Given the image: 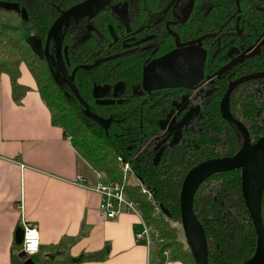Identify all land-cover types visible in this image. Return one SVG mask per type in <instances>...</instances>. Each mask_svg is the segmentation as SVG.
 <instances>
[{
	"label": "trees",
	"instance_id": "obj_1",
	"mask_svg": "<svg viewBox=\"0 0 264 264\" xmlns=\"http://www.w3.org/2000/svg\"><path fill=\"white\" fill-rule=\"evenodd\" d=\"M0 1L24 10L30 36L41 46L37 53L0 30V74L9 80L12 101L18 102L27 91L17 83L19 66L23 64L50 112L51 125L61 130L64 139L68 138L75 155L108 181H120V158L151 193L153 202L138 186H125L126 198L157 232L160 242L154 245V254L159 263L194 264L186 243L178 240V229L163 216H156L155 208L179 222V194L185 174L201 162L238 153L243 145L235 125L241 127L249 145L264 135V0H240L238 12L235 0H193L187 18L168 25L181 43L214 34L198 43L204 53L202 81L254 45L250 53L212 79L213 88L202 101L199 114L171 145L158 142L161 124L190 90L159 88L147 96L135 93V89L141 85L143 68L174 49L164 25L174 22L171 8L175 0H116L127 4L128 31L106 11L64 22L60 57L65 74L87 110L98 119L110 121L106 128L87 116L67 87L54 56L55 38L49 34L63 12L84 0ZM147 37L150 39L137 45L138 50L123 47L131 38L140 41ZM119 83L122 90L117 97L109 95L99 100L93 94L96 88L112 90ZM181 111L175 115L177 119L182 117ZM172 130L167 127V140ZM263 204L264 181L259 196L262 224ZM192 214L204 233L207 264H243L252 258L257 232L243 199L239 168L203 180L193 196ZM107 254L105 245L76 261H101ZM66 261L41 259L33 264ZM11 264H19L14 256Z\"/></svg>",
	"mask_w": 264,
	"mask_h": 264
},
{
	"label": "crops",
	"instance_id": "obj_2",
	"mask_svg": "<svg viewBox=\"0 0 264 264\" xmlns=\"http://www.w3.org/2000/svg\"><path fill=\"white\" fill-rule=\"evenodd\" d=\"M17 83L27 91L15 103L7 76L0 74V264H11L12 256L17 260L20 251H15L13 238L21 222L37 230L36 261L53 256L66 259L65 264H160L154 247L135 241L141 230L138 216L123 213L104 219L97 211L99 196L72 183L76 176L87 187L96 180L61 130L51 125L50 112L23 64ZM263 181L253 202L256 208ZM261 215L264 224V204ZM105 245L103 260L76 261Z\"/></svg>",
	"mask_w": 264,
	"mask_h": 264
},
{
	"label": "water",
	"instance_id": "obj_3",
	"mask_svg": "<svg viewBox=\"0 0 264 264\" xmlns=\"http://www.w3.org/2000/svg\"><path fill=\"white\" fill-rule=\"evenodd\" d=\"M111 1L112 0H86L76 6H73L67 11L63 12L49 30L50 34L55 38L54 56L56 59V63L60 68L64 82L72 92L73 96L79 102V104L85 109L87 116L93 122L97 123L99 126L104 128H106L109 125L110 121L98 119L87 110V107L82 102L81 98L73 88L71 79L66 76L60 57V44H61V31L64 22L69 21L72 17L83 16L84 14H86L87 16H93L96 14L95 12L108 6L111 3ZM189 9H190V5L187 8V11H189ZM68 18L70 19L67 20ZM185 18L186 16L184 17V19ZM173 38H174V46L176 49L184 46L195 45L196 43H199L203 39V38H199L191 42L180 43L176 36H173ZM168 128L172 129V126L170 125L168 126ZM262 157H264V135H262L254 143L250 145L248 144V140H247L246 143L241 148V150L232 157L216 158L201 162L196 166H194L193 168H191L185 174L181 183L180 194H179V210H180L179 223L186 246L191 254L194 264H207V251H206V241H205L204 233L192 214L193 196L198 186L207 177L215 173L233 168L240 169L243 199L249 211L250 218L256 229L257 239H258V243L254 255L250 260H248L243 264H264V227L259 214V201H258V207L256 208L248 192L249 190L247 189V184H246L247 180L245 177V170H244L247 165L252 164L253 162H255L256 160ZM21 237H22V229L20 227H17L15 229L14 238H13V242L16 246H19L21 242ZM260 243H262L261 244L262 248L260 252H258ZM16 258L21 264H33V262L30 259H27L22 252H19ZM52 258L53 256L50 257V259Z\"/></svg>",
	"mask_w": 264,
	"mask_h": 264
},
{
	"label": "rangeland",
	"instance_id": "obj_4",
	"mask_svg": "<svg viewBox=\"0 0 264 264\" xmlns=\"http://www.w3.org/2000/svg\"><path fill=\"white\" fill-rule=\"evenodd\" d=\"M187 8L188 5L183 0L178 12L181 19H184L186 16ZM69 19L70 18L67 20ZM0 30H4L9 36L18 39L24 46L30 47L37 53L41 52V46L33 41L30 36L24 10L18 8L16 5L0 1ZM201 67L202 51L196 44L175 49L169 55L151 62L144 69L142 86L139 90L141 92L157 88H188L201 79ZM212 88V85H203L196 91L191 92L187 97L185 96L186 98H183V101L161 124V136L158 138L159 144L167 142V145H171L179 140V132L196 118L199 114L202 101L206 98ZM121 89L122 87L119 83L114 86L112 90L109 87L96 88V92L94 93L93 91V94L99 100H103L105 98L104 95L107 94L117 97L121 94ZM182 108L184 109L181 111ZM180 111L182 117L177 119L175 115ZM223 111L225 112V102H223ZM170 125L173 130L171 137L167 140L165 137L166 129ZM234 127L239 142L244 145L247 141L244 132L240 126L235 125ZM155 214L156 216H163L170 226L177 228L179 231L178 240L185 244L180 223L173 221L168 213L166 214L160 209L155 210ZM14 249L17 253L20 251L19 246H15ZM30 260L36 262L34 256H31Z\"/></svg>",
	"mask_w": 264,
	"mask_h": 264
},
{
	"label": "built area",
	"instance_id": "obj_5",
	"mask_svg": "<svg viewBox=\"0 0 264 264\" xmlns=\"http://www.w3.org/2000/svg\"><path fill=\"white\" fill-rule=\"evenodd\" d=\"M117 161L121 171L120 181H108L102 173L93 172L96 180L93 186L87 187L81 176H76L72 183L76 186L88 189L99 196L97 211L104 219H114L123 213L138 216L140 219L141 230L135 235V241L142 243L146 248L154 247L155 244L160 242L157 232L141 219L136 205L126 198L125 186H138L140 192L145 194L149 201L153 202L151 193L132 175L127 162H124L120 158H118ZM155 210H157V208H155ZM20 228L22 229V237L19 249L27 259H30L31 256L38 252V233L36 228L29 226L24 222H21ZM167 254V252H164L163 255L167 256Z\"/></svg>",
	"mask_w": 264,
	"mask_h": 264
},
{
	"label": "flooded vegetation",
	"instance_id": "obj_6",
	"mask_svg": "<svg viewBox=\"0 0 264 264\" xmlns=\"http://www.w3.org/2000/svg\"><path fill=\"white\" fill-rule=\"evenodd\" d=\"M84 1H86V0H84ZM83 1V2H84ZM183 0H175V2H174V4H173V6H172V8H171V13H172V15H173V18H174V22H169V23H166L165 25H164V28H165V32H166V34L169 36V37H171V39H172V44H173V46H174V38H173V36H176L177 37V35H175L173 32H171L169 29H168V25L170 24V23H179V22H181V21H184L186 18H187V16H188V11L186 12V18L185 19H181L180 18V16H179V9H180V6H181V2H182ZM186 3H187V5H188V7H189V5H190V8L192 7V4H193V0H184ZM239 1L240 0H235V5H236V12H238V3H239ZM177 8V9H176ZM190 10V9H189ZM109 12V13H111V14H113L115 17H116V19L118 20V22H119V24L125 29V31H128L129 30V16H128V11H127V4L126 3H120V2H117L116 0H112L111 1V3L108 5V6H106L105 8H103V9H101V10H98L97 12H95L96 14L95 15H99V14H101V13H103V12ZM107 30H108V32H109V34L112 36V38L113 39H115V35H114V33H113V30L111 29V27H108L107 28ZM214 36V34H209V35H205V36H203V37H200V38H203L202 40H204L205 38H207V37H213ZM178 38V37H177ZM147 39H150V37H147V38H145V39H143V40H140V41H135L133 38H131V39H129L127 42H125L124 44H123V47H128V48H132V46L134 47V49H136V50H138L139 49V47H137V45L140 43V42H142V41H144V40H147ZM199 39V38H198ZM179 40V39H178ZM197 40V39H196ZM201 40V41H202ZM194 41V40H193ZM200 41V42H201ZM258 41V40H257ZM256 41V42H257ZM180 42V41H179ZM191 42V41H190ZM255 42V43H256ZM181 43V42H180ZM196 45L198 46V43H196ZM254 46V45H253ZM253 46H251L249 49H247L246 51H244V52H242V53H239V54H237V55H235L234 57H233V59H231L227 64H225L224 66H222L218 71H216L214 74H212L211 76H208V77H206L203 81H202V76H201V79L199 80V82L197 83V84H195V85H192V86H190V87H188V88H184V87H175V88H183V89H188V90H190V93L191 92H193V91H196L197 89H199L201 86H203V85H205V86H210V84H211V82H212V79L214 78V77H216V76H218V75H220L221 73H223L224 71H226V70H228L234 63H236L237 61H239L240 59H242L247 53H250L251 52V50L254 48ZM199 47V46H198ZM200 48V47H199ZM148 47H144V51H148ZM176 48H175V46H174V49L172 50V51H170L169 53H171V52H173L174 50H175ZM130 50H132V49H130ZM200 50L202 51V63H203V57H204V53H203V50L200 48ZM168 53V54H169ZM231 53V52H230ZM168 54H166V55H168ZM166 55H164V56H166ZM164 56H162V57H164ZM162 57H160V58H162ZM160 58H157V59H160ZM157 59H154V60H152V61H150L144 68H143V70H142V79H143V71H144V69L151 63V62H153V61H155V60H157ZM201 69H202V67H201ZM142 79H141V85H140V87L139 88H136L135 89V93H146L147 94V96H150L151 95V91L152 90H155V89H151V90H144V91H141L140 92V90L139 89H141V86H142ZM212 85V84H211ZM122 87V86H121ZM157 89H159V88H157ZM122 90V89H121ZM107 96H109V95H107ZM187 97V96H186ZM185 97V98H186ZM183 101V100H182Z\"/></svg>",
	"mask_w": 264,
	"mask_h": 264
},
{
	"label": "bare ground",
	"instance_id": "obj_7",
	"mask_svg": "<svg viewBox=\"0 0 264 264\" xmlns=\"http://www.w3.org/2000/svg\"><path fill=\"white\" fill-rule=\"evenodd\" d=\"M245 177L247 189L249 190V194L251 196L252 201L256 200L257 194L259 192L260 184L264 177V157L259 158L252 164H249L245 167ZM262 243H260L258 252H260L262 248Z\"/></svg>",
	"mask_w": 264,
	"mask_h": 264
}]
</instances>
